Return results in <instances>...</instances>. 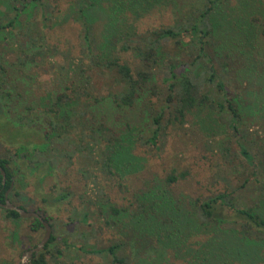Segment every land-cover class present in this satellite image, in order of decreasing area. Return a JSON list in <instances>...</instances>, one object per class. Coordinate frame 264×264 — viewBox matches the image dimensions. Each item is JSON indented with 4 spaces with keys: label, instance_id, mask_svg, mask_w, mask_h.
Instances as JSON below:
<instances>
[{
    "label": "trees",
    "instance_id": "1",
    "mask_svg": "<svg viewBox=\"0 0 264 264\" xmlns=\"http://www.w3.org/2000/svg\"><path fill=\"white\" fill-rule=\"evenodd\" d=\"M221 1L202 0L195 15H184L175 25L152 30L146 44L139 46L129 43L137 34L130 32L131 22L136 18L134 8L144 4L154 6L158 0H75L69 6V15L80 24V60L77 67L71 69L69 79L60 82L59 89L39 93L25 82L30 71L40 69L44 62L42 56L45 52L42 45L37 44L32 13L47 6V2L0 0V43H7L17 55V59L7 61L0 53V142L6 146L0 154V167L4 172L3 182L0 176V203L4 201L7 189L17 193L14 184L23 176L18 163L20 158L27 157L29 168L45 164V160H38L36 156H40L42 150L65 129L74 127L75 116H83L84 130H80L79 137L87 134L89 139L86 141L95 145L98 163L107 174L123 179L127 174L138 172L144 158L136 154L134 148L141 130L137 132V125L122 114L137 103H145L150 96L158 95L154 90L156 76L164 88L163 102L158 112L150 116L151 128L144 139L146 143L157 147V131L165 108L168 120L180 125L185 123V116L193 109H205L211 114L208 118L217 115L219 120L222 119L225 127L235 135L245 162L252 166V157L238 139L237 124L242 115L227 78L229 61H217L219 72H216L212 57L205 51L214 30L210 14ZM260 2L264 4V0ZM94 22L100 24L96 33L93 31ZM259 23V35L264 37V14ZM168 41L175 50L184 45L192 47L194 57L187 63L178 61L176 53L166 50ZM229 51L224 55L233 60ZM125 54L135 59L136 65L132 68L123 59ZM85 58L88 64L101 70L114 69L122 87L100 97L85 91L87 79L80 66ZM104 104L120 112V124L103 111ZM101 133L106 137L102 138L101 145H97V136ZM83 147L87 149L89 146ZM262 174L260 200L245 207L235 200V187L202 197L176 196L169 187L182 179L185 172L167 170L162 177L156 175L147 180L142 189L132 193L127 204L102 203L100 212L104 223L112 226L121 240L105 248L92 247L83 251L96 255L107 253L110 264H127V258L117 254L116 250L129 243L134 253L133 264H151L149 259L155 261L153 264H161L167 250L177 254L181 249L186 250L190 238L197 237L195 260L198 264L228 263L234 253L258 252V248L264 245V170ZM67 195L60 192L52 200L59 201ZM14 205L26 210L21 205ZM2 210L5 218L20 217L13 209ZM26 211L36 212L51 228L49 218L40 210ZM228 219L232 225L224 226ZM29 220L31 231L43 230L36 218L29 217ZM55 238L50 232L43 248L26 264H47L46 255L50 254L47 247ZM35 244L27 245L24 250ZM141 252H144L142 256ZM153 253L157 257L152 258ZM50 258L54 259V256L50 254Z\"/></svg>",
    "mask_w": 264,
    "mask_h": 264
},
{
    "label": "rangeland",
    "instance_id": "2",
    "mask_svg": "<svg viewBox=\"0 0 264 264\" xmlns=\"http://www.w3.org/2000/svg\"><path fill=\"white\" fill-rule=\"evenodd\" d=\"M74 1L46 0L47 6L32 13L37 44L42 45L45 52L41 68L31 70L25 80L35 92H55L61 81L69 79L71 69L77 67L81 29L69 15V6ZM201 3L202 0H158L157 5L144 4L134 8L136 18L131 22L130 32L137 34L129 43L144 46L152 30L175 25L184 15H195ZM263 14L264 4L260 0H222L217 3L210 14L214 30L205 50L212 57L216 72H219L217 61H229L227 78L242 115L241 122L237 124L241 136L238 139L252 157L253 165L245 162L235 135L225 127L222 119L219 120L217 115L208 118L211 114H207L205 109H193L185 116V123L180 125L168 120L165 108L157 131V147L146 143L144 139L151 128L150 116L158 112L163 102L164 88L156 76L154 90L158 95L150 96L145 103H137L122 114L137 125V132L141 130L134 148L135 153L144 158L138 172L127 174L122 179L107 174L101 168L95 145L86 141L89 139L87 134L79 137L80 130H84L82 115L75 116L74 127L65 129L60 137L42 150L40 156H36L38 160H45V164L29 168L27 157L18 161L23 176L14 184L17 193L13 194L10 188L6 197L9 202L26 210L38 209L49 218L52 223L50 232L57 238L47 247L54 256L51 259L50 254L46 255L47 264H110L107 253L96 255L83 251L92 247L105 248L121 240L115 229L104 223L100 205L106 202L127 204L132 193L142 189L147 180L156 175L162 177L167 170L185 172L182 179L169 187L176 196L202 197L235 187L234 196L239 204L253 206L260 200L259 185L262 184L264 170V37L259 35V21ZM43 16L44 19L41 18ZM94 23L93 31L96 33L100 24ZM165 48L176 53L177 60L184 63L190 62L195 55V50L186 45L175 50L171 41ZM227 51L233 60L225 57ZM0 53L3 60L17 59L7 43H0ZM123 59L131 68L136 65L129 54H125ZM86 60L82 59L80 64L87 79L85 91L100 97L122 87L123 83L114 69L101 70ZM103 111L120 124L117 109L104 104ZM97 137V145H101L106 134L101 133ZM83 146L90 148L84 149ZM5 147L0 142V154ZM60 192L68 195L53 201L52 198ZM2 209L0 207V264H18L25 247L36 243L43 230L31 231L29 218H5ZM230 222L228 219L224 226H231ZM196 239L190 238L186 250L181 249L177 254L167 250L161 264H198L195 260L198 254L195 251L198 248ZM247 252L234 253V258L228 263L215 261L213 264H264V245L258 248V252ZM116 253L125 256L127 264H133L134 253L129 243L117 249ZM154 257H157L156 253L152 254ZM149 261L151 264L155 262Z\"/></svg>",
    "mask_w": 264,
    "mask_h": 264
},
{
    "label": "water",
    "instance_id": "3",
    "mask_svg": "<svg viewBox=\"0 0 264 264\" xmlns=\"http://www.w3.org/2000/svg\"><path fill=\"white\" fill-rule=\"evenodd\" d=\"M3 175H4V172L2 168L0 167V176L2 178V182H3V177H4ZM6 193L7 191L4 193V201L3 203H0V207L4 209H9V210L13 209L20 217H23V218H29V217L36 218L40 222L43 228V234L41 238L36 242V244L26 249L25 251H23L21 254L20 261L18 264H26V262L31 259L33 254H35L36 252L40 251L43 248L44 244L49 238L50 227L48 223L45 220H43L36 212L23 210L15 206L12 202H9L8 199L6 198Z\"/></svg>",
    "mask_w": 264,
    "mask_h": 264
},
{
    "label": "flooded vegetation",
    "instance_id": "4",
    "mask_svg": "<svg viewBox=\"0 0 264 264\" xmlns=\"http://www.w3.org/2000/svg\"><path fill=\"white\" fill-rule=\"evenodd\" d=\"M6 191H8V189H7ZM6 191H5V192H6ZM5 192H4V193H5Z\"/></svg>",
    "mask_w": 264,
    "mask_h": 264
}]
</instances>
